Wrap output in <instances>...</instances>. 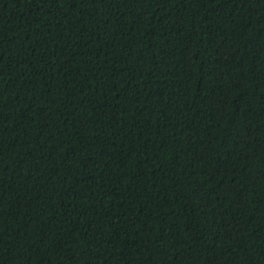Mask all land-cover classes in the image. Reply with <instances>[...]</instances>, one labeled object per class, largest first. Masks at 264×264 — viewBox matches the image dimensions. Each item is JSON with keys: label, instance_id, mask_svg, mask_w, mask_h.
I'll return each instance as SVG.
<instances>
[{"label": "trees", "instance_id": "16d2710c", "mask_svg": "<svg viewBox=\"0 0 264 264\" xmlns=\"http://www.w3.org/2000/svg\"><path fill=\"white\" fill-rule=\"evenodd\" d=\"M0 264H264V0H0Z\"/></svg>", "mask_w": 264, "mask_h": 264}]
</instances>
